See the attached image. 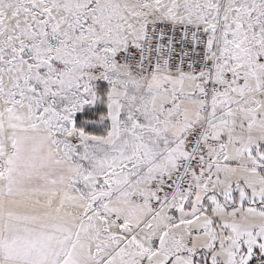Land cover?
Wrapping results in <instances>:
<instances>
[{"label": "snow or ice", "instance_id": "obj_1", "mask_svg": "<svg viewBox=\"0 0 264 264\" xmlns=\"http://www.w3.org/2000/svg\"><path fill=\"white\" fill-rule=\"evenodd\" d=\"M0 264H264V0H0Z\"/></svg>", "mask_w": 264, "mask_h": 264}]
</instances>
